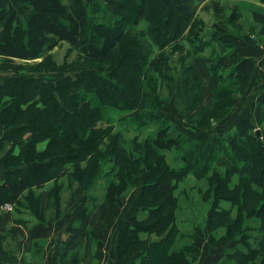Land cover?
I'll list each match as a JSON object with an SVG mask.
<instances>
[{"label": "trees", "instance_id": "obj_1", "mask_svg": "<svg viewBox=\"0 0 264 264\" xmlns=\"http://www.w3.org/2000/svg\"><path fill=\"white\" fill-rule=\"evenodd\" d=\"M18 1L25 9L32 5L34 13L27 20L14 14L2 24L5 16L0 11V57L5 61L43 58L39 64L29 67L38 71L42 66L45 70H56V63L47 53L61 42H68L78 48L85 66L75 74L62 73L56 78L21 73L0 81V130H6L0 138V147L6 142L12 144L4 155L0 154V164L12 175V179H0V206L9 203L19 207L25 196H34L35 188L66 175L74 177L87 189L107 163L112 165L111 173L109 171L112 177L105 199L114 202L120 195L121 184L128 185L129 178L145 164L149 169L143 201L117 240L119 257L126 262L139 254L136 260L139 264H194L187 256L193 254L197 258L199 247L192 245L180 251L173 247L179 231L178 195L174 190L192 173L208 181V193L213 195L208 217L211 240L216 236L215 226H227L231 229L230 237L236 242L216 264H264V106L257 115V123L262 128L260 136L257 132L242 135L234 131L224 137L190 140L183 133L171 131L169 124L162 121L138 150L140 158L134 159L124 147L122 135L114 133L112 125L99 126L98 122L104 116L102 105L136 108L145 89L152 92L158 104L154 85L144 80L147 55L142 44L122 23L109 26L93 22L90 25L88 13L79 0L76 12L64 0ZM203 2L205 0H173L175 8L169 11L165 0L121 1L124 9H135L134 23L151 16L154 40H159L161 29L168 24L164 44L170 49L183 50L187 41L196 53L214 39L228 41L225 30L218 27L211 30V39L205 40L204 23L197 21ZM170 56L171 53L163 50L150 66L166 76L171 70ZM208 60L211 70L222 71L224 84L217 92L215 106L205 112V123L217 120L219 111L230 108L231 88L247 83L254 67L253 59L244 56L238 48L225 55L213 53ZM129 66L134 68L130 77L126 75ZM190 68L193 71L182 82V87L193 97L192 107H195L203 96V89L194 64ZM22 80L32 81L34 85L27 84L24 88ZM193 81L199 83L195 99L192 92L197 85ZM81 88L96 94L102 105L93 106L81 97ZM159 117L158 110L146 113L149 119ZM43 134L49 138V144L39 149ZM172 147L181 151V167H173L163 152ZM220 156L230 161L225 170L215 165ZM235 174L241 180L232 184ZM222 201L229 202L230 206L220 209ZM140 213L144 215L140 217ZM152 233L158 235L157 240L144 237ZM4 240L0 232V249Z\"/></svg>", "mask_w": 264, "mask_h": 264}, {"label": "rangeland", "instance_id": "obj_2", "mask_svg": "<svg viewBox=\"0 0 264 264\" xmlns=\"http://www.w3.org/2000/svg\"><path fill=\"white\" fill-rule=\"evenodd\" d=\"M64 1L73 12H76L78 0ZM79 1L88 13L90 25H93V22H103L109 26L122 23L124 28L128 30V33L139 40L147 55L143 67L144 80L146 83L150 80V84L154 85L159 105L156 104L154 95L148 89L144 90L145 93H143L139 105L132 109H117L102 105L96 94L88 92L83 88L79 90L82 95L81 97L86 101H90L93 106L102 105L104 116L98 122V125H112L114 127L112 129L113 132L122 135V143L128 149V155L130 157H134L137 160L140 158L141 152L138 150L144 147L145 141L150 136L154 135L162 125V121L170 125H168V128L171 131L183 133L190 140L211 139L217 136L224 137L234 131L245 133L248 130L250 133H256L259 127L253 129V126L257 124V115L264 106V78L256 76L255 74L253 77L254 68H252L247 83L235 84L231 88L232 101L230 108L227 111H219L220 117L217 120L211 119L205 123V112L215 106L218 100L217 92L223 86L222 84H224L220 75L221 73L209 69V60L207 58L211 50L196 53L187 41H184L185 48L183 50L170 49V47L164 44L167 38L168 24L161 29L159 40H154L151 35L154 20L151 16L147 15L142 17L137 23H134L135 9L131 7L124 9L121 3L122 0ZM165 2L169 11L175 8L173 0H165ZM199 9L197 21L199 23L203 22L206 28H213L217 24V21H220V23L228 27L226 33L244 35L246 37L250 36L249 33L243 31L247 28L245 27L238 6L225 0H222V2L220 0H210L208 4L206 3ZM0 11H3L5 16L2 24L14 14L20 15L24 20H27L34 13L32 5L30 9H25L18 0H0ZM170 20L174 19L170 18ZM235 29L239 30L236 31ZM257 39L256 37L255 40ZM163 50L171 53V70L166 76H162V74L150 66V63L152 64ZM47 54L56 63V70H45L46 68L42 66L38 68L40 70L38 71L29 67L32 64H39L43 58L34 61L22 59L5 61L0 57V81L5 77L21 73H28L37 77L46 76L56 78L62 73L75 74L77 70L79 71L85 66L83 56L78 48L72 47L68 42H61ZM192 64L197 69V73L200 76V84L203 89V96L195 104V107H192L191 100L193 97L186 94V90L182 87V82L188 77L190 71H193V68H190ZM133 74L134 68L129 66L126 75L130 77ZM20 82L21 84L24 83V88H26L27 84L30 86L34 85L32 81L28 80H22ZM193 84L197 85L196 89L192 92L195 99L198 95L197 88L199 83L197 84L196 81H193ZM83 103L85 102L83 101ZM157 110L160 113L159 118H146V113L148 114L150 111ZM5 132L6 130L4 129L0 130V138L3 137ZM48 144L49 138H45L44 136L37 147L44 149ZM11 145V142H6L3 148L0 147V154L4 155L10 149ZM16 151L19 152V148H16ZM163 152L173 167H181L183 165L181 151L178 149L172 147L165 149ZM224 159L223 157H219L216 161L215 165L220 170L226 169V159ZM111 168L112 165L110 163L105 164L101 169V175L98 176L95 182H91L87 189H83L77 182V179L69 175L57 180H51L43 188L36 189L33 194L34 196H25L21 206L15 207L13 205L8 211H11L13 220L15 216L21 215V212H25L32 218L38 220L36 214L39 217L42 210L46 218L45 220H48L51 219V216L54 217L55 211L56 214H60L64 210L63 214L68 215L72 212L74 214L76 211V214H78V211L81 212V209H86L88 216L97 214L109 217L111 220L109 239L113 243L119 236L121 228L128 219L138 213L141 207L143 189L148 180L146 177L149 167L143 164L141 170L134 174L132 178H129L128 185L121 184L120 195L114 202L105 199L106 188L112 177L109 175ZM7 169L5 165L0 164V179L3 180L7 177H12V175L6 172ZM240 180L239 175L235 174L232 177V184L239 183ZM174 191L178 195L176 219L179 230L173 245L175 251L183 250L192 245H196L199 249H204V256H201L202 251H200V254H197V258L193 254L187 256L190 263L194 264H214L220 259H223L227 252L233 249L236 242L230 237L231 229L227 226H215L213 233L216 236L214 235L215 238L213 241L211 240L208 217L213 205V195L212 192L210 194L208 193L210 191L208 181L206 179H198L191 173L185 180L180 182ZM205 193H208V197H205ZM210 195L212 196L211 198ZM228 206H230L229 202L222 201L220 209ZM143 215L141 214L140 217ZM144 235V237L149 236L153 241L157 240L156 237H158L154 233ZM2 243L3 246L0 252L8 249V244L5 241ZM138 255L135 254L131 258L129 257L127 259L128 263L131 262L132 264V262H136ZM260 259H263V256H260ZM18 262L27 264L22 260H17L15 264Z\"/></svg>", "mask_w": 264, "mask_h": 264}, {"label": "crops", "instance_id": "obj_3", "mask_svg": "<svg viewBox=\"0 0 264 264\" xmlns=\"http://www.w3.org/2000/svg\"><path fill=\"white\" fill-rule=\"evenodd\" d=\"M209 1L205 0L200 7L208 4ZM225 1L239 7L247 28L243 31L249 33L251 37L228 34L226 33L228 27L217 21L213 28L205 27V40L211 39V30L218 27L225 30L228 41L214 39L211 43L213 45L206 46L201 52L211 50L207 58L209 59L213 53L225 55L231 49L238 48L244 56L253 59V77L255 74L264 78V0ZM256 37L260 39V42L258 39L255 40ZM217 71L222 74V71ZM257 127L262 132L258 123L253 126V129ZM222 157L226 159V168H228L230 166L229 159L220 156V158ZM36 189L40 188L34 190L36 191ZM63 211L60 214H56L55 211L54 217L51 216V219L48 220H45L42 210L41 215L39 212V217L37 214V217L35 216L38 220L21 212V215H18L20 217L15 216L13 220L11 211H8L4 205L0 206V232L3 233L4 241L8 244V249L0 252V264H15L17 260H22L27 264H131L128 261H121L116 244L121 231L130 223V219L119 231L117 239L111 243L109 239L111 220L108 216L97 214L88 216L86 209H81L78 214L76 211L74 214L72 212L68 215L63 214ZM200 251H202L201 256H204V249H200ZM221 260L223 259L217 262ZM132 264L139 263L136 261Z\"/></svg>", "mask_w": 264, "mask_h": 264}, {"label": "built area", "instance_id": "obj_4", "mask_svg": "<svg viewBox=\"0 0 264 264\" xmlns=\"http://www.w3.org/2000/svg\"><path fill=\"white\" fill-rule=\"evenodd\" d=\"M4 207H5L6 209H10V208H12V207H13V205H12V204H9V203H7V204H5V205H4ZM17 264H25V263L18 262Z\"/></svg>", "mask_w": 264, "mask_h": 264}, {"label": "water", "instance_id": "obj_5", "mask_svg": "<svg viewBox=\"0 0 264 264\" xmlns=\"http://www.w3.org/2000/svg\"><path fill=\"white\" fill-rule=\"evenodd\" d=\"M257 134L260 136L261 135V130L260 129H257Z\"/></svg>", "mask_w": 264, "mask_h": 264}]
</instances>
